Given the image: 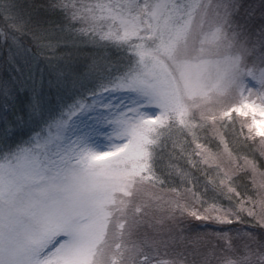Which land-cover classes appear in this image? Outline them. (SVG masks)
Listing matches in <instances>:
<instances>
[{
    "label": "snow or ice",
    "instance_id": "6c2138e0",
    "mask_svg": "<svg viewBox=\"0 0 264 264\" xmlns=\"http://www.w3.org/2000/svg\"><path fill=\"white\" fill-rule=\"evenodd\" d=\"M0 20V264H264V235L185 227L211 199L264 228V0H0Z\"/></svg>",
    "mask_w": 264,
    "mask_h": 264
},
{
    "label": "rangeland",
    "instance_id": "374dc122",
    "mask_svg": "<svg viewBox=\"0 0 264 264\" xmlns=\"http://www.w3.org/2000/svg\"><path fill=\"white\" fill-rule=\"evenodd\" d=\"M1 24H3V23H1ZM105 52V54H108L109 52H111V49H107V50H105L104 51ZM111 53H114L113 51L111 52ZM3 55H5V53H4V50H3V48H0V58L3 56ZM112 55V54H111ZM245 131H246V129H245ZM257 139H259V138H257ZM263 159V162H264V158H262ZM225 163H228V161L227 160H225ZM264 168V167H263ZM262 170H264V169H262ZM257 179L259 180V177H257ZM255 189L252 187V192H250L248 189H247V192L245 193L246 195H248V196H252L253 197V199L254 200H256L257 199V197L255 196ZM243 193V194H244ZM226 201H229V200H227L226 199ZM232 203V202H231ZM229 203H227V206H230V207H232V208H234V206H235V204H229ZM209 202H206V203H203V204H201V205H197V209H198V211H200L202 214H203V212H204V209H206V208H208L209 209V218L208 219H205V220H196V219H194V218H192V217H189V219H187V221L189 222L188 223V225L191 223V224H193L194 223V225H195V227L194 228H191V227H186V226H188L187 224H186V222H185V227L189 230L190 228V230H189V232L191 233V235L192 236H197V235H199V237H202L205 241H211L212 243H215V244H217V246L220 244V243H222L221 241H218L217 240V237L220 235V234H222V233H225V232H228V229L227 228H224V230H221V228H216L217 226H214V225H219V222H217L216 220H215V216L216 215H218L219 213H217V212H215V211H213V210H211L210 208H209ZM222 207L223 206H226V205H221ZM247 207V206H246ZM254 211L256 212V213H260L261 211H262V209H261V207H260V205H259V203H257L256 204V207L254 208ZM242 214H246V212L245 213H241V215ZM247 215V214H246ZM251 217V216H250ZM253 218V220H251L252 222H251V225L252 226H255V227H251V228H248L247 230L249 231V232H254V233H256V235L257 236H261V235H264V228H261V227H258V226H256V219L254 218V217H252ZM213 220H214V222H213ZM208 222H213V230H211V229H205L204 227H206V223H208ZM216 222H217V224H216ZM248 222V221H247ZM222 224V223H221ZM231 226H233V228H232V230L233 229H236V230H238V229H241V228H245L246 227V225H244V224H236V223H234V224H231ZM231 230V229H230ZM228 234L229 235H232V231L231 232H228ZM234 236V235H233ZM201 249L202 250H206V245H201Z\"/></svg>",
    "mask_w": 264,
    "mask_h": 264
},
{
    "label": "trees",
    "instance_id": "16d2710c",
    "mask_svg": "<svg viewBox=\"0 0 264 264\" xmlns=\"http://www.w3.org/2000/svg\"><path fill=\"white\" fill-rule=\"evenodd\" d=\"M46 2H47V0H21V3H23V4H32V3H36V4H40V5H42V4H46ZM44 13L42 12V15H43ZM1 23H3V21L2 20H0V24ZM25 42H27V43H29L30 44V41H25ZM111 52H112V50H111ZM111 52H109L108 54H105V52H103V55L104 56H106V57H112V58H115V53H111ZM112 54V55H111ZM4 56V55H3ZM3 56L0 58V59H2L3 58ZM257 159H258V162H259V164H260V166H261V169H264L263 167H264V162H263V159L261 158V157H257ZM165 163L167 164L168 163V161L166 160L165 161ZM176 163L177 164H179V165H181V166H185V162L183 161V160H178V161H176ZM170 179L172 180V182L173 183H177L178 181H179V177H170ZM243 184H245V185H248V190L250 191V192H252V186H251V184H250V182L249 181H247V180H245V181H243L242 182ZM238 191H241L242 192V195H244L245 193H244V191H243V189L242 188H238ZM244 193V194H243ZM207 202H209V204H211L212 202H213V200H211V199H208L207 200ZM215 202L217 203V205L220 207V208H223V209H231L232 207H230V206H227V203H229V204H235V202L234 201H226V199L225 198H220V197H217L216 198V200H215ZM232 202V203H231ZM228 204V205H229ZM221 205H226V206H221ZM235 207V206H234ZM242 216V218H243V220L244 221H248L246 224H244V225H246V228L248 229V228H251V227H255V226H252L251 225V220H253V218L252 217H250V216H248V215H246V214H242L241 215ZM187 219H189V217H187L186 218V224L188 225V221H187ZM213 222H214V220H213ZM213 222L211 223V222H208V223H206V227H204L205 229H211V230H213V227L214 226H217L216 228H221V230H224V228H227L228 230H232V228H233V226H231V225H229V224H221V223H219V225H214L213 226ZM185 224V225H186ZM216 224H217V222H216ZM186 227H191V228H194L195 227V225H194V223L193 224H189L188 226H186ZM190 228V229H191ZM189 229V230H190ZM235 231H236V229H233L232 230V235H235Z\"/></svg>",
    "mask_w": 264,
    "mask_h": 264
}]
</instances>
